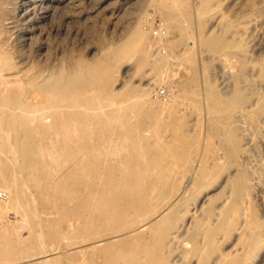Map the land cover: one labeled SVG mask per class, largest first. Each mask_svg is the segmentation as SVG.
I'll return each instance as SVG.
<instances>
[{
	"label": "bare ground",
	"instance_id": "6f19581e",
	"mask_svg": "<svg viewBox=\"0 0 264 264\" xmlns=\"http://www.w3.org/2000/svg\"><path fill=\"white\" fill-rule=\"evenodd\" d=\"M74 1L16 0L12 10L21 20L23 39L31 36L39 18H52L58 9L66 5L70 12L69 8L73 6ZM8 2L9 0H0V190L7 195L6 203L0 205V216L9 211L12 214L0 224V264H7L12 260L16 261L11 264H28L27 261L33 263L35 258H38L35 264L81 262L78 252L68 251V246L74 242L68 240L62 245L59 240L62 234L69 233V236H73L77 231L82 232V240L95 234L119 232L98 239L99 243L92 245L90 251L87 248L82 251V254H99L103 258L101 264H172L168 262L170 246L180 236L188 212L192 209L186 205L183 207L182 200L178 203L174 201L180 200L182 193L188 190L189 180L177 190L168 183V177L162 170L170 168L172 158L179 156L175 157L173 153L172 157H168L170 153L165 154L159 144L145 141L144 126L149 121L156 120L158 132H161L160 122L163 116L177 117L175 109L178 110L179 103L177 104L175 98L178 92L168 81L166 67L154 74L152 79L144 76L145 73L142 72L140 81L143 82L139 86L121 84L117 74L122 62L135 55H138L135 65L138 71L150 63L158 69V62L152 60L148 54L149 43H154L151 37L139 27L132 31L126 42L109 48L101 57L85 61H76L74 57H69L65 66L35 59L36 56L21 51L17 45L14 46L12 54L7 45L11 39L14 16L8 15ZM150 3L154 5L153 10L157 7L166 18V21L162 22L164 31L162 36H159L160 40L167 38L171 28L187 29L191 17L190 11L184 7L183 0H151ZM211 4L212 0L201 1L203 10H207ZM198 40L212 51L224 52V49L231 46L242 48L238 43L232 45L231 39L226 37L224 32L204 33ZM169 54H172L171 51ZM238 62L240 73L236 74L237 81L250 66L246 60L238 59ZM258 67L259 76L263 77L264 60ZM196 80L195 71L190 70L181 83L187 87ZM248 85L249 93L243 90L242 85L235 84L227 95L218 93L211 83L204 88L205 96L209 100L207 112L210 113V122L216 125L215 128L212 127L211 132L222 138V157L226 158L229 164L244 151L238 132L240 126L235 125V121H247L252 125L259 123V126H264V91L250 83ZM152 91L155 92L156 99L160 98L162 102L168 99L163 105V112L157 111L152 105ZM158 104L161 105L160 101ZM159 109L161 110L160 107ZM236 110L244 117L243 120L234 119L233 112ZM194 139L187 144L186 156L189 159L197 155ZM201 167L205 168L203 165ZM226 168L229 169V165ZM238 169L239 176L229 184L234 195L230 205L233 206L235 214V217L231 218L234 223L231 227L237 230L240 229L244 217L250 213V205L246 200L250 172L245 165ZM234 185L235 188L232 189ZM156 188L159 192L151 196L150 191ZM173 194L174 199L159 203ZM48 203H59L62 209L59 207L57 211L80 217L83 225L76 229L72 228V224L69 227L64 226L65 219L60 214L54 218L43 216L44 209L41 205ZM180 205L182 208L178 209ZM177 211L180 213L177 214ZM138 215L145 216L137 220ZM223 215V212L211 215V222L205 226V231L202 230V246L208 249L213 247L216 235L222 232L226 225V217L220 220ZM236 236L238 237L237 234ZM244 237H248L252 245L258 234L253 230ZM192 246H195L194 243ZM32 249L35 250L34 253H30ZM200 252L201 250L195 248L187 251L184 256L177 253V257L173 256V259L181 264H189L201 255ZM15 255L18 257L15 258ZM226 256H217L213 262L232 264L233 261H241L238 258L232 261ZM199 258H196V262L200 261Z\"/></svg>",
	"mask_w": 264,
	"mask_h": 264
},
{
	"label": "rangeland",
	"instance_id": "374dc122",
	"mask_svg": "<svg viewBox=\"0 0 264 264\" xmlns=\"http://www.w3.org/2000/svg\"><path fill=\"white\" fill-rule=\"evenodd\" d=\"M15 1L16 0H9V2L6 4L7 8L9 9L8 15L14 16L13 27L11 28V39L7 45L12 54L14 53V46L17 45L19 49L21 48V51L29 53L30 56H36L37 58L35 57V59H42V61L50 63L55 62V64L65 66L68 62L69 57H74V60L76 61L94 60L101 57L103 53L109 48L117 47L126 42L131 36L132 31L139 27L148 34V37H151L150 39H152V42L154 43H149L150 46L147 47L148 54L150 58H152V60H156V62H158V69L156 67L154 68L152 66L153 64L151 65L150 63L144 67L145 69L143 68L138 71L135 67L138 55H135L131 59H125L122 62L117 74L118 78L122 80H118L121 84H133L139 86L142 85L143 82L140 81L142 80L141 77L143 76L142 72L145 73L144 76L146 75L147 78L152 79L153 75L158 71L167 68L166 72L169 76L168 81L170 84H172L171 86H173V89H177L178 92V96L175 98L177 104L179 103L177 105L178 110L175 109V114L177 117L163 116L160 122L161 132H158V122L156 120H151L147 124H145V126L147 127L144 126V133L147 137V139L145 137V141L150 140L159 144L164 149L165 154L170 153L168 154V157H172L171 155L173 153L175 154V157L177 155L179 156V159L172 158L170 168H164L162 170L165 173L164 175L168 177V183L175 186V190H177L181 189L183 184H185L189 180L188 190L182 193V198L180 200L174 202L178 203L182 200L181 205H183V207H185L186 205L187 207L192 209L188 212L189 217L187 216L185 227L181 230L180 236L170 246L171 251L169 253L170 256L168 257L170 261L168 262L172 264H181L180 261H175L173 259V256L174 258H176L177 256L175 257V255L177 253L180 255L183 254L181 256H184L185 254H187V251L189 252L196 248L201 250L200 253L202 256L200 255V258L196 257L199 258L200 261L198 260V262H196L197 260L195 258V260H193V262L189 264H215L213 262L214 258H216L217 256V258H219V256H222L224 258L225 255H227V259L229 257V260L232 261L235 260V258L236 260L237 258L241 259V261L238 260V262L233 261L232 264H242V261L243 264H264V126H259V123L252 125L247 121H235V125L240 126L238 132L242 138L244 151L236 160L229 164L227 162V159L222 157V138L211 132V130L213 129L212 127L215 128L216 125L210 122V113L207 112L209 109V100L206 98L204 90L205 86L208 83H211L218 91V93H220L221 95H227L231 93L233 87L235 86V84H237L239 86L242 85L244 87L243 90L249 93L250 85L248 84L250 83L260 91H264V76H259L258 67L260 62L264 60V0H212V4L207 10L202 9V0H183L184 7L190 11L189 14L191 18L189 20V25L187 26V29L183 30H180L179 28L169 29L168 36L163 41L160 40V37L162 36V33L164 31L162 22L166 21V18L164 15H162L161 11L157 7H155L153 10L154 5L150 3L151 0H75L76 2L74 1L73 6L71 7L72 10L71 8H69L70 12L68 11V5H66V7H62L63 9L60 8L61 10L58 9L56 11V14L58 15L57 16L55 14L56 17H54V15L52 16V18H39L35 28L31 31L32 37L30 36L27 39H23L21 35V20L18 19L16 13L12 10ZM65 9H67V11ZM66 12L67 14H65ZM199 31L202 32L200 33ZM215 31H218V33L224 32L225 36L231 39L232 45L238 43L242 46V48L239 49L236 46H231L224 49V52L223 50H208V48L202 42H200L198 38L200 39V36L204 33L210 34ZM167 40L168 42L166 43ZM161 42H163L162 45L160 44ZM40 45L42 46V48ZM231 49L234 50L231 51ZM170 51L172 53L171 55L169 54ZM45 57L47 58L45 59ZM159 59L161 61H159ZM238 59L246 60L250 64L248 68L250 72L247 69L245 73L241 74L240 78L238 79L239 82L236 80V74L240 73V65ZM149 66L152 68H150ZM190 70L192 72L195 71L197 80L193 84L185 87L181 83V80L190 72ZM123 71L125 73H122ZM247 74L251 77H248ZM257 83L258 85H256ZM190 89L192 93H190ZM153 91H155V89ZM153 91L152 105L157 111L160 112L164 107L163 105L168 102V99L166 101L163 100V102L160 98L156 99V94H154L155 92ZM159 101L161 105L158 104ZM159 107L161 108V110L159 109ZM184 108L185 110H183ZM238 112L239 111L237 110L233 112L234 119L242 118L243 120L244 117L240 116L241 114L240 112L238 114ZM179 113L181 114V116H179ZM191 115L193 116L191 117ZM188 116L190 119L188 118ZM182 117L184 120H182ZM187 119H189V121ZM181 120L185 125L182 124ZM187 122H189L190 124ZM241 131L243 134L241 133ZM186 136L188 138H186ZM155 137L158 139H156ZM192 139L196 140L194 142V146L197 155H195L194 158L189 159L186 156L188 152L186 149L188 142ZM167 144L169 146H167ZM181 152L182 154H180ZM147 158L145 160H147ZM182 162L185 163L182 164ZM201 165H203L205 168H202ZM227 165H229V169L226 168ZM242 165L248 167L250 172L249 179L247 181L248 189L246 192V196H248L246 200L250 205V213L244 217L240 229L237 230L232 229L231 227L234 225L231 218L232 216L235 217V214L233 213V206L230 205V202L234 200V195L233 190H231V186L229 184L239 176L238 168L242 167ZM189 166L191 168H189ZM186 169L189 171H187ZM205 172H208V174H204ZM233 188H235V185L232 186V189ZM158 192V188L150 191L151 196L157 195ZM174 194L172 196H167L166 198H164V200H160L159 203H163L165 200L174 199ZM6 198L7 195L0 190V205H4L6 203ZM216 204L220 205L217 206ZM181 205L178 209L182 208ZM59 207L62 209L59 203H48L41 205V208L44 209L43 216L54 218L55 216L60 214L65 219L64 226L69 227L70 224H72V228L76 229L83 225V222L80 221V217L69 212H59L57 211ZM217 212H223L224 217H220V220L225 219L226 217V225L223 231H220L216 235L217 237L215 239L213 247H210L208 249V247L202 246V230L205 231V229L207 228L205 226H208L213 218V216L211 215ZM179 213L180 212L177 211V214ZM190 213H192V215ZM10 214H12V212L9 211L1 215L0 224L3 223V221L9 219ZM225 215H228V217ZM144 216L145 215H138L137 220L141 219ZM254 222L256 224V227ZM242 227L244 230L242 229ZM26 229H28V227H26ZM228 229L232 231H229ZM196 230H198V232ZM249 230H255V232L258 234V238L252 245L249 242V238L244 237L245 235L247 236L248 232H250ZM116 233L119 232L106 233L105 235L95 234L89 236L85 240H82V232L77 231L73 233V236H69V233H64L59 238V240L62 245H65L68 240L74 242L72 245L68 246V251L78 252V255L80 257L79 261L81 262H78L76 264H101L103 258L99 254H82V251L85 248L89 250L92 245L98 244V239L110 237L109 234L115 235ZM236 234L238 235V237L236 236ZM180 242L182 243L180 244ZM193 243L195 246H192ZM258 243L262 246H260ZM247 245L249 246V248ZM188 247L190 249H188ZM76 248L78 249V251ZM243 248L246 251H244ZM216 250H218L217 254ZM34 251L35 250L32 249L30 253H34ZM241 251H243V253ZM243 254H245V256ZM232 255L234 256V258H231ZM16 257H18V255H15V258ZM210 259H212V261ZM37 260L38 258H35L33 263L30 261L27 262L28 264H35L37 263L35 262ZM15 261L16 260L9 261L7 264L15 263ZM96 261L99 263H97ZM224 263L225 262H223V264Z\"/></svg>",
	"mask_w": 264,
	"mask_h": 264
}]
</instances>
